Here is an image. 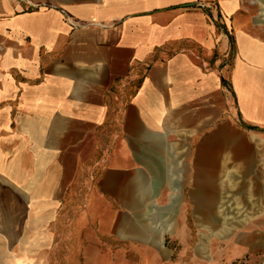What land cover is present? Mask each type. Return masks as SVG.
Instances as JSON below:
<instances>
[{
  "label": "crops",
  "instance_id": "0c3cea01",
  "mask_svg": "<svg viewBox=\"0 0 264 264\" xmlns=\"http://www.w3.org/2000/svg\"><path fill=\"white\" fill-rule=\"evenodd\" d=\"M226 152L264 194V0H0V264H106Z\"/></svg>",
  "mask_w": 264,
  "mask_h": 264
},
{
  "label": "rangeland",
  "instance_id": "374dc122",
  "mask_svg": "<svg viewBox=\"0 0 264 264\" xmlns=\"http://www.w3.org/2000/svg\"><path fill=\"white\" fill-rule=\"evenodd\" d=\"M222 162L217 194H240L234 191V179L240 178L241 163L227 152ZM187 185L190 191L192 185ZM183 186L174 183V194H141L142 214L134 216L135 231L141 236L110 240L109 247L103 248L109 258L106 264H264V207L251 214L239 202L241 220L225 221L223 225L230 228L222 232L221 224L213 225L194 210L193 194H181Z\"/></svg>",
  "mask_w": 264,
  "mask_h": 264
},
{
  "label": "bare ground",
  "instance_id": "6f19581e",
  "mask_svg": "<svg viewBox=\"0 0 264 264\" xmlns=\"http://www.w3.org/2000/svg\"><path fill=\"white\" fill-rule=\"evenodd\" d=\"M195 186L198 190L200 188L203 194H193L194 210L207 217L213 225L221 224L222 227L219 229L222 232L230 228L223 225L227 223L225 221L238 222L237 219L242 214L239 202H244L246 208L249 207L251 214L255 211L261 212L264 207V194H212L211 191L215 186L209 181H201ZM243 215H245L243 218L248 216V214ZM239 220L241 219L239 218ZM199 239L200 243L204 245L202 234Z\"/></svg>",
  "mask_w": 264,
  "mask_h": 264
}]
</instances>
